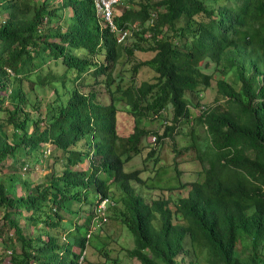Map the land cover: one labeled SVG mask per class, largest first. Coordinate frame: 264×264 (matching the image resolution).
<instances>
[{"label": "trees", "instance_id": "obj_1", "mask_svg": "<svg viewBox=\"0 0 264 264\" xmlns=\"http://www.w3.org/2000/svg\"><path fill=\"white\" fill-rule=\"evenodd\" d=\"M94 1L0 0V11L6 14L0 21V114H7L0 118V169L12 160L25 173L28 160L45 156V144L55 146L56 156L65 161L60 175L52 171L39 185L15 174L0 177L3 225L11 230L7 239L0 235V242L11 250L8 264H79L95 205L89 202L90 194L97 200L113 199V184L123 193L115 199L124 210L116 217L134 235L128 255L141 264H179L178 258L181 262L187 256L207 264H264V0H236L235 9L218 10L204 0H160L117 14L120 2L113 21L132 31L130 46L118 43L115 34L102 27ZM65 9L71 13L63 28ZM136 51L154 55L134 65L131 81L123 87L122 74L114 78L113 71L123 56ZM232 53L242 57H230ZM52 60L65 66L57 79L63 88L69 72L75 73L74 82L91 72L95 78L105 75L108 105L79 87L65 94L54 85L45 111L34 113L23 82L34 92L32 74L41 79L40 69ZM209 63L222 73L217 89L225 103L193 118L190 107L199 109L203 93L211 87L212 74L205 72ZM141 67L153 71L155 82H137ZM229 72L238 88L229 84ZM120 102L134 118L127 136L117 133ZM169 105L170 126L163 134L148 130L145 121H156ZM193 123L205 128L210 140L201 180L180 183V189H189L175 203V211L170 199L148 204L133 187L144 183L142 170L124 173V164L145 149L150 135L159 145L183 125L194 135ZM6 127L12 128L10 136ZM80 141L88 148H79ZM76 202L92 205L86 219L64 221V214L76 212ZM239 243L250 244L254 254L243 258Z\"/></svg>", "mask_w": 264, "mask_h": 264}, {"label": "rangeland", "instance_id": "obj_2", "mask_svg": "<svg viewBox=\"0 0 264 264\" xmlns=\"http://www.w3.org/2000/svg\"><path fill=\"white\" fill-rule=\"evenodd\" d=\"M158 1L160 0H123L118 6L116 13L119 14L122 10L127 9L128 7L139 9L141 5H146L147 3L154 4ZM204 2L209 8L216 10L220 7L235 9L237 5L235 0H212L207 2L204 0ZM70 13V9H65L63 11L62 15L64 18L61 21L64 25L63 28L67 26L66 19L70 17ZM5 17V12L0 11V21ZM202 19L207 20L206 18ZM133 41L134 38L132 37L127 43H125V45L130 46ZM79 52L82 55L86 54L85 50H79ZM153 55V52L136 51L135 54L129 58L123 56L113 71V77L116 78V75L121 73L124 80L121 85L127 87L131 81L134 65L138 61L150 59ZM230 57L238 59L242 56L237 53H232ZM65 70V66L61 60H52L51 62L46 63L44 68L40 69L41 79L35 78V75L32 74L31 80L36 83L34 86V92L30 90V88L32 89V85L28 81H26L27 83L23 82V89L32 101L34 113L45 111L46 102L51 101L52 96H54V92H52V87H54V85L56 88L59 87L61 92L65 94L67 89L79 87L84 94L95 93L99 103L108 105L109 94L106 90L105 75L95 78L91 72L85 75L82 80L74 82L75 73L69 72L66 75L65 87L63 88L61 87L62 83L58 82L57 79L58 75L63 74ZM231 71H233V69H231ZM205 72L212 74L211 87L203 93L200 99L199 109H192L190 107V112L193 118L198 117L202 110L201 107L205 109L214 108L219 104L225 103V100L218 94L217 89L218 81L222 79V73L216 71L214 64L212 63L208 64V68ZM153 75L154 73L152 70H149V67H141L137 75V82L141 83L146 81L153 83L156 80V78H153ZM227 80L229 84L233 85L235 88L239 87L232 72L228 73ZM40 81H43L45 85L40 86ZM114 88L115 84L111 87V90ZM2 95L3 93L0 92V96ZM190 97V93L185 94L186 100H190ZM5 107L10 109L8 105L4 104L3 108ZM117 108V133L120 136H127L134 128V118L127 113V107H125L123 102L118 103ZM27 112H30L31 117H34V113L30 108H27ZM6 116V113H1V120H4ZM171 122L172 108L169 105L166 114L156 119V121H145V127L148 130L157 131L160 134H163L165 128L170 126ZM193 125L195 127L194 135L190 134V128L188 126L183 125L179 127V132L175 131L171 136L164 137L159 145L157 144V140H154L155 135H150L147 139L145 138V149L138 155L134 156L131 161L127 162V164H124V173L142 170L140 177L144 183H133V187L135 188L137 195L142 196L148 204H151L155 200L170 199V207L175 211V203L179 198L186 197V192L189 189L188 187L180 189V183L189 184L197 182L198 179L199 181L201 180L199 174H201L203 167H207L208 165L206 155L210 152V140L205 128L196 123H193ZM5 131L8 136H10L12 128L6 127ZM193 137L195 139H193ZM45 146L46 145H43V147ZM78 147H83L82 149L84 150L88 148L84 141H80ZM154 148L156 149V152L149 159V152ZM58 153L59 151H57L56 147L51 145V153L45 156L41 153L36 154V156H39V160L36 161L32 159V162L28 160L30 164L28 170L22 174L19 166L12 160H8V162H4L3 167L0 169V177L6 180L8 175L15 174L19 176L22 181H28L29 184L33 186L44 182L46 183V180L48 181V178L46 177L48 174L53 171L55 175H60L65 166V161L56 156ZM176 171H179V177L176 176ZM111 187L113 206L108 210V222H106L91 238L90 244L87 248V256L84 257L81 264H111L113 260H117L119 264H141L140 261L131 258L128 255V250L134 247V235L123 223L120 222L119 218L116 217L118 212L124 211L122 204H116L115 201V199L120 198L123 193L117 189L115 184L111 185ZM17 192L20 194L22 193L19 184H17ZM90 195L89 202L96 203V197L92 196V194ZM72 206L73 210H76V212L73 214H64V221L81 220V222H84L92 208L90 203L79 204L76 202ZM3 213L4 209L0 208V235L7 239V236L11 235V230L3 225ZM175 222L182 221L176 219ZM155 224L159 226L160 221L157 219ZM20 225H24L22 220ZM29 229L31 230L30 227ZM238 247L239 250H241V256L243 258H249L254 254V250L250 244L242 246V244L239 243ZM9 252H11V250L5 248L0 242V264H8L10 259ZM106 253H108L109 256H106ZM180 259L181 257L178 258L179 264H188L189 262L192 264H207L204 260L198 261L196 258L189 256L185 257L181 262Z\"/></svg>", "mask_w": 264, "mask_h": 264}, {"label": "built area", "instance_id": "obj_3", "mask_svg": "<svg viewBox=\"0 0 264 264\" xmlns=\"http://www.w3.org/2000/svg\"><path fill=\"white\" fill-rule=\"evenodd\" d=\"M122 0H95V5L97 7L98 15L101 18L102 23L108 25L109 30L117 36V42L121 43L132 34L129 29L118 28L113 21L114 7L116 4L120 3ZM8 72H11L9 69ZM155 140V138H154ZM45 155H49L51 152V144H45ZM101 199V198H100ZM113 203L109 198L101 199L100 203L96 205L94 211V217L92 218V232L102 227L108 221V208ZM90 237V234L88 235ZM10 254V252H9ZM86 256V252L82 253L79 263H81Z\"/></svg>", "mask_w": 264, "mask_h": 264}, {"label": "clouds", "instance_id": "obj_4", "mask_svg": "<svg viewBox=\"0 0 264 264\" xmlns=\"http://www.w3.org/2000/svg\"><path fill=\"white\" fill-rule=\"evenodd\" d=\"M123 1V0H122ZM236 1V0H235ZM121 2V1H120ZM236 4H237V1H236ZM94 5H95V1H94ZM95 9H96V14H97V17L99 18V20H100V24L102 25V27H108V25H105V23H102V21H101V18H100V16L98 15V12H97V7H96V5H95ZM155 12H153V18H151V24L153 23V21H154V16H155ZM116 25V24H115ZM147 25H149V21L147 22ZM117 26V25H116ZM122 29V28H121ZM125 29H128V28H125ZM151 35V32H149L148 33V36H150ZM116 36V35H115ZM133 37V34H131L128 38H127V40H125V41H123V42H121V43H127V41L130 39V38H132ZM116 39H117V36H116ZM201 111H206V109L205 108H202L201 107ZM155 138V140H156V137H154ZM52 145V144H51ZM53 146V145H52ZM104 199V197H101V196H99V198H98V200L96 201V203H95V205H94V208H93V217H94V211H95V207H96V205H98L99 203H100V201H101V199ZM106 198H109V197H106ZM110 200H111V202L113 203V200L111 199V198H109ZM113 206V204L112 205H110L109 206V208L110 207H112ZM109 208H108V210H109ZM109 215V214H108ZM92 217V218H93ZM108 219H109V217H108ZM91 222H92V220H91ZM108 222V221H107ZM102 227H100L99 229H97V230H93L92 232H90L91 230H92V225H91V223H90V226H89V229H88V233H87V239H88V242H87V247H86V249L84 250V252H86V256H87V248H88V246H89V244H90V240H91V238L93 237V235L98 231V230H100ZM90 234V237L88 236ZM62 239L63 240H65L64 239V236L62 237ZM85 256V257H86ZM84 260V259H83ZM83 262V261H82ZM81 262V263H82ZM81 263H79V264H81Z\"/></svg>", "mask_w": 264, "mask_h": 264}, {"label": "crops", "instance_id": "obj_5", "mask_svg": "<svg viewBox=\"0 0 264 264\" xmlns=\"http://www.w3.org/2000/svg\"><path fill=\"white\" fill-rule=\"evenodd\" d=\"M83 147H81V149H82Z\"/></svg>", "mask_w": 264, "mask_h": 264}]
</instances>
